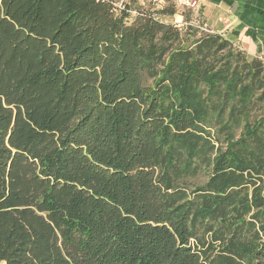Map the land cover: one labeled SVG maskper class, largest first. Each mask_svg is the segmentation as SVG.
Segmentation results:
<instances>
[{
    "label": "trees",
    "instance_id": "obj_1",
    "mask_svg": "<svg viewBox=\"0 0 264 264\" xmlns=\"http://www.w3.org/2000/svg\"><path fill=\"white\" fill-rule=\"evenodd\" d=\"M152 2L0 0V263L264 264V62Z\"/></svg>",
    "mask_w": 264,
    "mask_h": 264
},
{
    "label": "crops",
    "instance_id": "obj_2",
    "mask_svg": "<svg viewBox=\"0 0 264 264\" xmlns=\"http://www.w3.org/2000/svg\"><path fill=\"white\" fill-rule=\"evenodd\" d=\"M191 6L204 26L222 33L248 55L264 51V0H192Z\"/></svg>",
    "mask_w": 264,
    "mask_h": 264
},
{
    "label": "rangeland",
    "instance_id": "obj_3",
    "mask_svg": "<svg viewBox=\"0 0 264 264\" xmlns=\"http://www.w3.org/2000/svg\"><path fill=\"white\" fill-rule=\"evenodd\" d=\"M126 1L128 0H116V5L118 7H121V5L123 3H125ZM149 0H139V2H147ZM155 5L154 7L155 8H160L162 5L164 4H167L169 2H173L175 3L176 7H177V10H178V13H176L174 16H159L160 19L162 20H166V21H169V22H177L179 24H181V21H182V16L179 17V13H181L182 11H188V8L191 9L192 11V18L194 19V21H200V18L198 17V12L196 11V8L195 9H192L193 6H191V3H192V0H189V3L190 4H183L182 1H178V0H152ZM195 5L196 7V4H193ZM132 14V13H131ZM175 19H178V20H175ZM250 56V55H249ZM203 180V177H199L198 179H191V182H195V181H201ZM4 264V263H3Z\"/></svg>",
    "mask_w": 264,
    "mask_h": 264
},
{
    "label": "built area",
    "instance_id": "obj_4",
    "mask_svg": "<svg viewBox=\"0 0 264 264\" xmlns=\"http://www.w3.org/2000/svg\"><path fill=\"white\" fill-rule=\"evenodd\" d=\"M182 3L183 4H190L189 0H183ZM256 56H258L264 62V51L262 53H260L259 55H256Z\"/></svg>",
    "mask_w": 264,
    "mask_h": 264
}]
</instances>
